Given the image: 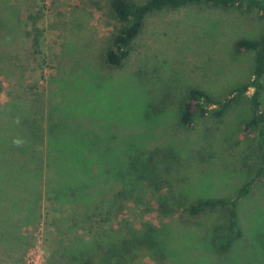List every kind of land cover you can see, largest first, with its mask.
Here are the masks:
<instances>
[{
	"label": "rangeland",
	"instance_id": "rangeland-1",
	"mask_svg": "<svg viewBox=\"0 0 264 264\" xmlns=\"http://www.w3.org/2000/svg\"><path fill=\"white\" fill-rule=\"evenodd\" d=\"M42 1L0 0V134L11 135L10 142H15L27 132L17 122L20 109L29 107L31 122H37L49 104L57 103L68 135L79 139L82 147L116 166L124 154L131 156L124 175H132L133 152L139 147L152 158L167 160L168 168L159 166L161 183L143 186L146 202L129 199L118 219L136 227L148 221L168 231L175 243L188 225L195 250L207 249L208 233L221 224L223 215L214 211L191 217L182 208L160 214L156 197L166 202H172L167 199L172 195H185V202L232 198L251 178L254 132L243 129L251 113V88L217 118L199 115L184 127L178 123V112L192 86L223 97L251 79L255 52L238 50L234 43L242 37L258 38L264 31V14L204 2L154 11L129 55L120 66H112L105 62L104 52L119 23L108 10V0ZM7 103L17 105L14 116L4 110ZM261 107L264 110V77ZM54 208L43 200L41 215L26 230L32 243L15 264H57L52 252L57 237L71 232L53 225V215L60 213ZM238 218L243 237L219 261L249 264L251 252L259 260L254 264H264V253L253 244L260 238L256 234L264 232L261 178L239 199ZM11 253V260L1 259L0 264H12L17 253ZM204 255L213 257L211 252Z\"/></svg>",
	"mask_w": 264,
	"mask_h": 264
},
{
	"label": "trees",
	"instance_id": "trees-1",
	"mask_svg": "<svg viewBox=\"0 0 264 264\" xmlns=\"http://www.w3.org/2000/svg\"><path fill=\"white\" fill-rule=\"evenodd\" d=\"M203 2L226 9H255L264 14V0H108V10L119 26L112 31L104 52L105 62L121 65L150 13ZM234 44L238 50L255 52L251 79L235 86L223 97L212 96L198 86L190 87L181 102L178 123L189 127L196 116L208 113L220 117L251 88V113L243 123L244 131L254 132L251 178L232 198L201 197L185 202V195H172L167 198L172 202H166L165 197H156L158 212L164 215H171L179 208L191 217L214 211L221 213V224L218 223L206 237L210 249L207 245V249L201 246L200 250H195L197 243L191 238L190 231L193 230H189L188 225H183L184 231L175 243L169 238L168 231L164 230L165 233L148 221H142L136 227L127 219L119 220L118 215L129 199L141 197L139 200L146 202L142 201L143 186L151 183L158 186L161 183L157 178L159 166L168 168L169 162L152 158L139 147L133 152L136 167L132 175H124L125 161L131 156L123 157L124 154L116 166L90 147H82L79 139L68 135L70 130L60 120L55 103L49 104L46 114L43 111L37 122H31L29 107L20 109L16 118L24 129L27 128L24 137L18 136L15 142H10L11 135L0 134V261L11 260L9 254L12 251L17 253L12 264L22 261L21 257L32 243L30 233L26 232L28 224L41 215L42 202L47 200L60 212L53 215V225L72 234L63 232L57 237L56 247L52 250L57 264H221L219 257L243 237L238 218L239 199L248 194L256 178L264 181V110L261 107L264 31L258 38L242 37ZM14 106L17 107L7 103L4 110L12 116ZM35 138L39 141L35 142ZM123 145L127 146L126 143ZM147 209H152L150 202H147ZM45 214L49 216L50 211ZM193 235L195 237V233ZM256 235L260 238L253 244L264 253V232ZM210 252L213 257L204 255ZM258 261L256 255L249 252L248 263Z\"/></svg>",
	"mask_w": 264,
	"mask_h": 264
}]
</instances>
